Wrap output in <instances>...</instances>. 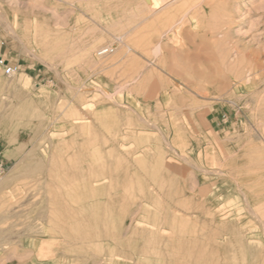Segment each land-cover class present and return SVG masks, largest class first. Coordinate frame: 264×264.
<instances>
[{"label": "rangeland", "instance_id": "1", "mask_svg": "<svg viewBox=\"0 0 264 264\" xmlns=\"http://www.w3.org/2000/svg\"><path fill=\"white\" fill-rule=\"evenodd\" d=\"M156 3L0 0V57L21 66L13 78L0 68V109L10 107L13 126L36 119L48 131L40 147L43 200L22 198L29 188L18 182L0 192V264H264V0ZM123 45L144 54L189 108L202 103L207 118L230 116L238 132L250 128L251 164L213 168L204 177L201 166H185L148 134L152 125L115 95L101 103L89 92L83 81L98 51ZM58 80L80 85L75 104L54 91ZM20 84L27 92L17 93ZM61 127L72 131L65 140L76 138L75 167L52 165L73 153L63 135L52 134ZM101 158L108 161L101 198L108 207L91 214L77 199L73 222L66 198L50 186L57 174L76 171L83 187L79 181L99 171L83 164ZM19 174V167L0 169V186ZM36 236L39 246L32 245Z\"/></svg>", "mask_w": 264, "mask_h": 264}, {"label": "crops", "instance_id": "2", "mask_svg": "<svg viewBox=\"0 0 264 264\" xmlns=\"http://www.w3.org/2000/svg\"><path fill=\"white\" fill-rule=\"evenodd\" d=\"M149 64L150 61L144 54L134 52L123 45L112 56L95 59L90 64L92 70L89 77L83 81V85L94 96H100L101 103L102 100L105 101L107 93L115 95L120 102L130 107L138 119H143L152 125L154 131L148 134L157 135L158 140L165 145V149L170 148L169 150L179 155L185 161V166H201L204 177L214 172L213 168L222 170L228 166L251 164L253 144L250 128L245 127L242 133L238 132V122L230 116L226 123L221 120L222 115L218 116V119L207 118L202 103L195 109L189 108L188 100H183L184 97L177 94L169 85L165 75L160 73L158 75L150 70ZM77 86L80 85L75 81L58 80L54 91L59 97H63L67 92L69 101L75 104ZM19 87L17 93L21 94L22 91L27 92L28 84H20ZM37 91L43 90L38 88ZM9 110L10 107L6 104L3 106V111L0 109V169L19 167L20 174L5 177L1 182L0 192L5 193L7 188L18 182L29 188L22 198L42 201L48 186L42 177L45 158L40 147L43 146V135L48 131L44 126L39 125L36 119L13 126ZM23 117L29 116L26 114ZM65 118V115H59L58 123L65 124ZM28 122H33L35 125H28ZM71 132L70 128L67 130L65 127L52 128V134L63 135L68 151H73L72 154L68 152L62 157L59 154L60 159L57 158V162L52 165L68 168L76 166L77 160L74 154L76 138L75 136L66 140L64 138L66 135L70 136ZM96 140L97 138H94L95 144ZM99 144L101 150L103 147L106 149L107 135L102 130ZM259 159L264 160L263 148ZM83 166L99 167L98 172L95 171L94 174L79 181L80 184L84 183L83 187L78 186L76 171L57 174L56 181L53 182L52 187L50 186L60 192L57 198H66L68 210L73 215V222L77 213V199H84V208H93L91 214L101 213L102 209L108 207L106 201H101L102 197L107 198L105 185L108 180L107 159L101 158L99 162L89 160V163ZM78 189H84V193L77 194ZM97 197L99 200L96 199ZM87 200L90 201L89 204L88 202L86 204ZM38 238L36 236L33 246L43 243Z\"/></svg>", "mask_w": 264, "mask_h": 264}, {"label": "built area", "instance_id": "3", "mask_svg": "<svg viewBox=\"0 0 264 264\" xmlns=\"http://www.w3.org/2000/svg\"><path fill=\"white\" fill-rule=\"evenodd\" d=\"M115 47L114 46H105L101 48L97 55L99 57H107L115 54ZM0 68L3 70V73L8 78H13L17 76L21 72V66L16 63H12L2 57H0ZM228 118L225 116L223 117V122H227Z\"/></svg>", "mask_w": 264, "mask_h": 264}, {"label": "bare ground", "instance_id": "4", "mask_svg": "<svg viewBox=\"0 0 264 264\" xmlns=\"http://www.w3.org/2000/svg\"><path fill=\"white\" fill-rule=\"evenodd\" d=\"M153 4H155V6L158 4V3H156V0H150ZM213 1V0H212ZM229 1V0H228ZM213 3H215V2H213ZM208 4V3H207ZM225 5V4H224ZM209 6V5H208ZM210 7V6H209ZM213 7V6H212ZM160 45V44H159ZM237 48V47H236ZM239 52V51H238ZM243 53V52H242ZM245 53V52H244ZM252 53V52H251ZM253 53H254V51H253ZM258 55V54H257ZM248 56V55H247ZM253 56V55H252ZM256 56V55H255ZM259 56H261V55H259ZM239 57V56H238ZM241 57V56H240ZM239 57V58H240ZM243 57H244V55H243ZM242 57V58H243ZM254 57V56H253ZM252 57V58H253ZM222 58V57H221ZM241 58V59H242ZM249 58H250V56H249ZM251 58V59H252ZM256 60V59H255ZM254 61V60H253ZM211 62V61H210ZM243 62V61H242ZM246 62V61H245ZM256 62H258V61H256ZM254 63V62H253ZM228 64V63H227ZM253 65V64H252ZM256 65V64H255ZM249 73V72H248ZM214 80V79H213ZM213 82H215V81H213ZM227 83V82H226ZM225 85H227V84H225ZM228 86V85H227ZM157 88V87H156ZM204 98V97H203ZM142 155V154H141ZM156 163V162H155ZM161 165V164H160ZM161 168H162V165H161ZM157 169V168H156ZM81 174V173H80ZM108 181V180H107ZM182 193V192H181ZM128 196V195H127ZM162 207V206H161ZM148 211V210H147ZM218 211H220V210H218ZM149 213V212H148ZM215 214V213H214ZM211 215V214H210ZM214 217V216H213ZM212 218V217H211ZM215 218H217V217H215ZM213 219V218H212ZM174 222V221H173ZM34 223V222H33ZM39 226V225H38ZM41 226V225H40ZM42 227H44V226H42ZM158 227V226H157ZM165 228V227H164ZM158 229V228H157ZM166 229V228H165ZM43 230H44V228H43ZM164 230V229H163ZM39 232H41V231H39ZM45 232V231H44ZM151 233V232H150ZM154 233V232H153ZM158 234V233H157ZM163 234V233H162ZM213 234H214V232H213ZM152 235V234H151ZM154 236H155V233H154ZM157 236H159V235H157ZM195 236V235H194ZM161 238V237H160ZM166 238V237H165ZM162 239V238H161ZM1 240V239H0ZM189 249V248H188ZM191 249V248H190ZM193 250V249H192ZM195 251V250H194ZM190 252V251H189ZM188 253V252H187ZM186 253V254H187ZM193 255H195L196 256V254H193ZM188 256H190V255H187V258H189ZM196 258H198V257H196ZM196 258H193V260H195ZM201 259V258H200ZM206 259V258H205ZM188 263V262H187ZM193 263L195 264V261H193Z\"/></svg>", "mask_w": 264, "mask_h": 264}]
</instances>
